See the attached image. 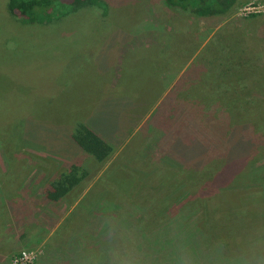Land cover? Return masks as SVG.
I'll use <instances>...</instances> for the list:
<instances>
[{
	"label": "rangeland",
	"instance_id": "374dc122",
	"mask_svg": "<svg viewBox=\"0 0 264 264\" xmlns=\"http://www.w3.org/2000/svg\"><path fill=\"white\" fill-rule=\"evenodd\" d=\"M7 3L0 0V264H18L23 254L30 264H93L102 225L113 219L135 233L150 264H165L173 242L196 228L202 235L191 246L203 264H225L248 249L264 264V0H239L227 17L208 19L165 0H101L33 24L9 14ZM154 19L168 28L156 32L164 45L181 32L204 46L165 94L169 117L139 122L125 113L128 126L113 141L115 67L108 66ZM185 63L179 56L173 69ZM182 105L222 146L207 149L196 168L166 155L170 138L187 133L186 117L176 126ZM79 123L110 142L105 164L71 142ZM230 133L227 162L219 155ZM72 165L84 174L80 186L50 199L52 182ZM164 227L166 237L150 234Z\"/></svg>",
	"mask_w": 264,
	"mask_h": 264
},
{
	"label": "trees",
	"instance_id": "16d2710c",
	"mask_svg": "<svg viewBox=\"0 0 264 264\" xmlns=\"http://www.w3.org/2000/svg\"><path fill=\"white\" fill-rule=\"evenodd\" d=\"M100 2L101 0H8L7 10L9 14L11 15L18 14V16L20 17L19 19H22L28 23L33 24L38 22L40 20V17L41 19H43L42 16L46 18L48 22H50L53 19L56 18L58 19L70 14L71 12L80 10L85 6L99 5ZM165 2L171 7L179 8L182 11L193 15V17L195 18L208 19L214 17H220V18L227 17L238 6L239 0H165ZM182 68L183 67L180 68L178 67L172 71L171 73L172 79L170 80L171 82H174L179 72H181ZM236 72H239V74L241 73L240 70L234 71L235 74ZM180 108H181L180 112H179V108L176 109L177 116L175 120L179 121L178 125L176 126H179L181 122L180 120H183L184 117H186L184 125L186 126L187 133L176 134L175 137L170 138L171 143L169 144V147L171 146L172 150H169L168 147V151L166 155L168 156V153H171L169 154V157L172 158L173 160L174 159L179 160L180 162H182L183 166L188 165L189 167L196 168V166L200 163L202 164L203 162L202 160L206 158L205 156L202 157V155L203 153L208 152L207 149H209L210 147L213 149L219 147L221 149L222 146L220 147L218 142L216 143L213 137L205 136V133L203 132L201 127H199L200 125L198 124L197 118L193 115V113H191V111L187 106L182 105ZM115 120H116L115 125L117 126V130H119L120 133L124 132L125 127L128 126L125 124L126 122H123L124 116L121 117L119 116ZM205 121L211 122V119L208 120L206 119ZM214 122L218 123L217 120H215ZM213 127L214 125L210 127V129ZM221 127L222 126L220 125L219 130L221 129ZM239 127H234V128H239ZM231 133L223 143L226 144V149H222L221 150L222 154L219 155L223 157L227 162L231 161V154H232V151L228 149V142L232 137ZM246 137L247 136L240 134L239 137L240 142L245 143ZM70 140L75 147H77L84 153L92 156L93 160L96 161L97 163L105 164L107 161L110 160V155L113 147L108 142H105L98 134L92 131L85 124L79 123L77 124V126L75 125V130L72 132L70 136ZM204 141L208 143L207 148L205 146ZM200 156L202 158H199ZM226 165L229 164L226 163L224 166ZM78 169H79L78 166L72 165L68 173L60 174L58 180L52 182L51 189L53 190L52 192L53 195L49 196L50 199L56 201L58 199L64 198L68 193L71 192V190L80 186L82 180L84 179V174L79 173ZM106 169L111 170V165L110 167H106ZM123 172L126 173L125 171ZM128 173L129 172H127V174ZM221 173L222 172L220 173L217 172L214 176L219 174L217 177L219 178ZM212 182L213 185L220 184L218 179H215ZM175 220L176 219L169 220V224L170 222H175ZM187 226H193V223L191 222ZM190 230L188 231L190 232ZM159 231L161 236L166 237L168 235L167 233L170 232V229L166 230L165 227L162 229H155L151 231L150 234H152L153 232L157 234V232ZM182 231H184V229ZM191 231L192 233L191 232L188 233V236L186 237L189 239H185L183 237L180 238V241H187L192 245V242L194 243V239L191 238L193 236L194 238H196L202 235L200 229L196 228ZM185 234L187 233L186 232L183 233V236ZM173 238L174 237L169 239L167 238L164 239H166L169 242H173ZM175 238H179V237L175 236ZM206 238H207L206 239L207 242L209 243L210 239L208 237ZM202 242H203L202 244L207 245V242L205 240ZM214 250L216 251V249Z\"/></svg>",
	"mask_w": 264,
	"mask_h": 264
},
{
	"label": "crops",
	"instance_id": "0c3cea01",
	"mask_svg": "<svg viewBox=\"0 0 264 264\" xmlns=\"http://www.w3.org/2000/svg\"><path fill=\"white\" fill-rule=\"evenodd\" d=\"M149 22L150 25L146 30L134 35L132 40H129L130 43L123 46L120 53L116 54L115 62L108 66L115 67V77L108 84L109 90L115 92L114 97H111L113 99L110 101L112 103L109 105L108 112L115 113L116 117L130 113L132 119H137L139 122L148 118L169 117L165 113L171 114L169 106L175 101L171 99L166 103L170 102V105L168 104L169 111H166L167 107L163 109L162 106L165 94L176 84V82L170 81L172 79L171 72L175 70L173 67H177L176 60L179 56L186 58V63L178 74L180 76L186 67H190L198 58L204 46L203 38H200V43L197 45L187 33L181 32H174L169 42L164 45L160 42L162 38L156 33H159L160 29L163 34L168 33L164 19L161 25H156V19ZM110 60L112 61L111 58ZM118 87L119 89L116 90ZM118 132L120 131L114 125L113 141ZM98 135L100 136L99 133ZM86 236L87 239H90V232L85 229L84 237ZM88 245H90V241H88ZM79 247H82V244H79Z\"/></svg>",
	"mask_w": 264,
	"mask_h": 264
},
{
	"label": "clouds",
	"instance_id": "9594fccd",
	"mask_svg": "<svg viewBox=\"0 0 264 264\" xmlns=\"http://www.w3.org/2000/svg\"><path fill=\"white\" fill-rule=\"evenodd\" d=\"M103 235L92 251L93 264H150L135 233L115 219L102 225ZM260 258L255 249H248L238 255L225 258V264H254ZM165 264H203L200 252L187 241H174Z\"/></svg>",
	"mask_w": 264,
	"mask_h": 264
},
{
	"label": "built area",
	"instance_id": "2783aa9c",
	"mask_svg": "<svg viewBox=\"0 0 264 264\" xmlns=\"http://www.w3.org/2000/svg\"><path fill=\"white\" fill-rule=\"evenodd\" d=\"M256 9L258 10V8ZM30 258H31L30 255L28 256L23 254L21 257H19V259L16 258V262L18 264H30L31 263Z\"/></svg>",
	"mask_w": 264,
	"mask_h": 264
}]
</instances>
